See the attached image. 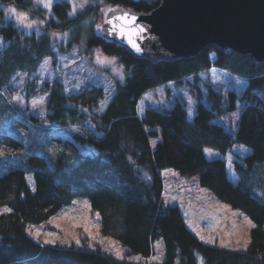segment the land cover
Segmentation results:
<instances>
[{
	"label": "trees",
	"instance_id": "obj_1",
	"mask_svg": "<svg viewBox=\"0 0 264 264\" xmlns=\"http://www.w3.org/2000/svg\"><path fill=\"white\" fill-rule=\"evenodd\" d=\"M159 3L90 0L70 16L67 0H53L49 15L34 0H0V4L20 7L44 22L43 31L26 33L11 19L1 17L0 35L5 43L0 48V96L3 92L11 95L19 73L35 71L44 57L53 54L49 31L69 29L72 42L83 38L87 48L98 46L116 56L125 70L123 80L115 79L102 110L96 109L104 93L102 84L68 90L54 78L38 87L47 91L43 116L29 113L16 118L25 124L23 117H28L47 139L54 137L55 127L78 126L81 130L73 136L89 149L79 152L72 164L65 165L60 158L50 163L43 154L28 151L17 136L0 132L7 137L0 141V206L10 209L0 213V264H264V61H255L249 53L218 49L215 44H207L191 56L152 61L132 55L103 35L106 13L111 9L121 6L144 12ZM210 68L228 70L248 82L240 94L227 90L225 106L222 93L210 82L206 83V103L198 89L191 87L198 98L191 119L186 117L182 100L137 113L138 97L146 89L199 78L200 72ZM30 88L32 91L26 88L28 95H36L35 88ZM234 109L239 116L233 131L213 120ZM235 142L251 151L233 158L237 179L232 180L225 159L207 157L204 148L225 153ZM166 167L196 176L199 185L220 201L245 213L253 222L247 245L231 248L200 240L186 225L179 207L162 199L161 170ZM27 171L32 173L33 189L27 185ZM76 195L87 196L98 211L100 234L114 237L129 253L148 256L152 241L162 238L163 260L133 262L104 252L98 245L48 243L27 231V224L46 220Z\"/></svg>",
	"mask_w": 264,
	"mask_h": 264
},
{
	"label": "rangeland",
	"instance_id": "obj_2",
	"mask_svg": "<svg viewBox=\"0 0 264 264\" xmlns=\"http://www.w3.org/2000/svg\"><path fill=\"white\" fill-rule=\"evenodd\" d=\"M34 1L42 5L48 15L51 13L53 0ZM67 1L70 3L68 13L72 16L79 7L90 0ZM12 8H15V13L10 11ZM0 9L2 10L0 23L3 17L11 19L20 30L26 33L44 30L42 19L32 17L29 12L20 7L0 4ZM49 35L55 45L53 54L44 57L35 71L27 74L19 73L13 81L11 95L3 92V96H0V132L17 136L25 146H28V151L43 154L50 163L60 158L65 165H69L76 161L79 152L84 153L89 149L88 145L77 142L73 136V132L81 130L78 126L70 124L55 127L54 137L47 139L43 132H38L37 126L28 117H23L25 124L20 123V120L16 118L29 113L43 116L47 91H40L38 87L45 80L51 82L54 78L61 80L68 90L89 83L102 84L104 93L96 107L102 110L111 96L115 79L123 80L125 70L116 56L104 53L98 46L87 48L83 38L72 42L69 29L49 31ZM4 43L5 40L0 35V48ZM199 76V78L189 77L182 83L170 81L146 89L138 97L137 113L141 115L147 107L157 109L170 107L176 100H182L186 107V117L191 119L196 112L198 100L191 87L198 89L202 101L206 103L208 99L206 83L210 82L213 88L222 93L224 99L222 105L225 106L227 90L234 89L240 94L248 82L246 78L222 68H210L200 72ZM238 80L241 82L239 85L236 83ZM31 81L34 83L29 85ZM25 83L30 91H32L31 86L35 88L36 95H28ZM238 116V110L234 109L214 116L213 120L222 124L225 129L233 131L238 123ZM86 124L92 126L89 121ZM5 139L7 137L0 134V141ZM250 151L249 146L239 142H235L225 153L212 147L204 148L207 157L225 159L227 175L232 180L237 179L233 168V158ZM2 152L5 153V150ZM24 152L27 154L26 151ZM161 176L163 201L179 207L186 225L200 240L231 248H244L247 245L253 222L245 213L220 201L210 189L199 185L194 175H181L173 168L166 167L161 170ZM25 178L27 185L33 189L34 179L30 171L25 173ZM5 209L9 207L5 204L1 205L0 213L5 212ZM26 229L32 236L43 242L53 243L54 241L61 245L81 247L85 245L84 243L92 247L98 245L104 252L133 262H155L164 258L162 238L154 239L152 253L143 256L139 253L127 252V247L120 241L112 236L100 234L99 213L91 207L89 198L85 195L74 196L70 203L60 207L46 220L29 223Z\"/></svg>",
	"mask_w": 264,
	"mask_h": 264
},
{
	"label": "water",
	"instance_id": "obj_3",
	"mask_svg": "<svg viewBox=\"0 0 264 264\" xmlns=\"http://www.w3.org/2000/svg\"><path fill=\"white\" fill-rule=\"evenodd\" d=\"M106 19L103 35L136 57L171 60L215 44L264 61V0H160L144 12L118 6Z\"/></svg>",
	"mask_w": 264,
	"mask_h": 264
},
{
	"label": "snow or ice",
	"instance_id": "obj_4",
	"mask_svg": "<svg viewBox=\"0 0 264 264\" xmlns=\"http://www.w3.org/2000/svg\"><path fill=\"white\" fill-rule=\"evenodd\" d=\"M10 11L11 12H13V13H15V8H12V9H10ZM125 15V17L127 16V13H125L124 14ZM19 18V17H18ZM120 18H123V17H120ZM114 19H117L116 17H114ZM109 23H112V21H109ZM99 27V26H98ZM109 31V34H111V32H112V29H109L108 30ZM236 83L239 85L241 82L238 80V81H236ZM5 211H10V209H5ZM201 239H203V237H201ZM53 243H54V241H52ZM77 243L79 244V240H77Z\"/></svg>",
	"mask_w": 264,
	"mask_h": 264
},
{
	"label": "crops",
	"instance_id": "obj_5",
	"mask_svg": "<svg viewBox=\"0 0 264 264\" xmlns=\"http://www.w3.org/2000/svg\"><path fill=\"white\" fill-rule=\"evenodd\" d=\"M189 227V226H188Z\"/></svg>",
	"mask_w": 264,
	"mask_h": 264
}]
</instances>
